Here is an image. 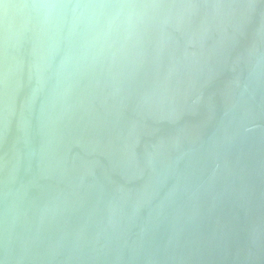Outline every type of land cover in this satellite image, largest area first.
<instances>
[{"label": "water", "instance_id": "water-1", "mask_svg": "<svg viewBox=\"0 0 264 264\" xmlns=\"http://www.w3.org/2000/svg\"><path fill=\"white\" fill-rule=\"evenodd\" d=\"M0 264H264V0H0Z\"/></svg>", "mask_w": 264, "mask_h": 264}]
</instances>
